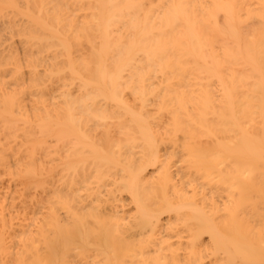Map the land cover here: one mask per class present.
<instances>
[{"label": "bare ground", "instance_id": "bare-ground-1", "mask_svg": "<svg viewBox=\"0 0 264 264\" xmlns=\"http://www.w3.org/2000/svg\"><path fill=\"white\" fill-rule=\"evenodd\" d=\"M0 264H264V0H0Z\"/></svg>", "mask_w": 264, "mask_h": 264}]
</instances>
